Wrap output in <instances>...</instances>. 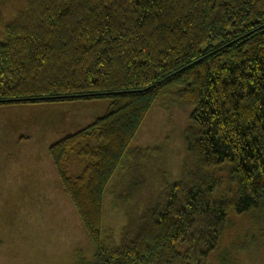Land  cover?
Wrapping results in <instances>:
<instances>
[{"label":"trees","instance_id":"16d2710c","mask_svg":"<svg viewBox=\"0 0 264 264\" xmlns=\"http://www.w3.org/2000/svg\"><path fill=\"white\" fill-rule=\"evenodd\" d=\"M166 95L191 108L195 166L110 240L104 192ZM99 100L103 116L49 148L94 247L77 264H208L231 214L264 200V0H0V106Z\"/></svg>","mask_w":264,"mask_h":264},{"label":"rangeland","instance_id":"374dc122","mask_svg":"<svg viewBox=\"0 0 264 264\" xmlns=\"http://www.w3.org/2000/svg\"><path fill=\"white\" fill-rule=\"evenodd\" d=\"M75 103L85 102L0 106V264H77L78 256L90 259L94 253L49 155L50 146L102 116L99 108H89L91 121L78 124ZM190 111L186 102L166 95L141 124L129 159L103 195V233L110 240L117 241L124 226L133 228L168 185L193 170L184 140ZM93 141H80L68 154L63 167L69 178L87 165L79 150ZM217 176L224 193L226 168ZM208 264H264V200L248 213L231 214Z\"/></svg>","mask_w":264,"mask_h":264},{"label":"crops","instance_id":"0c3cea01","mask_svg":"<svg viewBox=\"0 0 264 264\" xmlns=\"http://www.w3.org/2000/svg\"><path fill=\"white\" fill-rule=\"evenodd\" d=\"M92 102L93 101H91V102H85V103H75L76 104V106L75 107H72L71 106V109L73 110V111H75V112H79L80 113V115L76 118V123H78V124H81V123H84L85 121L86 122H90L91 121V119H92V117H93V115H89L88 116V114L86 115L85 114V112H86V110L87 109H89V108H91L92 109V111L93 112H95L98 108H99V114L100 115H104L105 113H106V111H107V109H108V105L107 106H105L104 107V105H101L100 103H95V101H94V104H92ZM99 102V101H98ZM88 103H91V104H88ZM79 106V107H78ZM97 112V113H98ZM99 114H97V115H99ZM101 117V116H100ZM81 122V123H80ZM85 122V123H86ZM87 125V124H86ZM88 125H89V123H88ZM85 127V126H84ZM80 128H83V127H80Z\"/></svg>","mask_w":264,"mask_h":264}]
</instances>
